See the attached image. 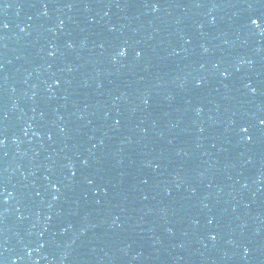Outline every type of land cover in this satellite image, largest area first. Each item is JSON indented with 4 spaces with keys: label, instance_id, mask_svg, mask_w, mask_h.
<instances>
[{
    "label": "water",
    "instance_id": "obj_1",
    "mask_svg": "<svg viewBox=\"0 0 264 264\" xmlns=\"http://www.w3.org/2000/svg\"><path fill=\"white\" fill-rule=\"evenodd\" d=\"M262 120L264 0H0V264H264Z\"/></svg>",
    "mask_w": 264,
    "mask_h": 264
},
{
    "label": "snow or ice",
    "instance_id": "obj_2",
    "mask_svg": "<svg viewBox=\"0 0 264 264\" xmlns=\"http://www.w3.org/2000/svg\"><path fill=\"white\" fill-rule=\"evenodd\" d=\"M252 22H253V23H256L255 20H253ZM258 26H259V25H258ZM3 27H7V25H3ZM260 123H261V124H264V120H262ZM244 131L247 132V129H244ZM248 139L251 140V137L249 136ZM213 239H215V237H213Z\"/></svg>",
    "mask_w": 264,
    "mask_h": 264
}]
</instances>
